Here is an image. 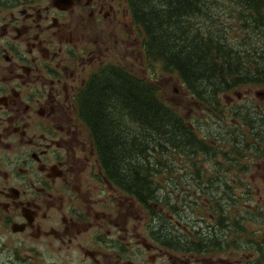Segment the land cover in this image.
<instances>
[{
  "label": "flooded vegetation",
  "instance_id": "1",
  "mask_svg": "<svg viewBox=\"0 0 264 264\" xmlns=\"http://www.w3.org/2000/svg\"><path fill=\"white\" fill-rule=\"evenodd\" d=\"M130 22V0H0V264H264V127L243 131L257 136L250 165L225 160L223 182L211 176L206 215L146 235L119 211L130 199L78 103L94 83L130 80Z\"/></svg>",
  "mask_w": 264,
  "mask_h": 264
},
{
  "label": "trees",
  "instance_id": "2",
  "mask_svg": "<svg viewBox=\"0 0 264 264\" xmlns=\"http://www.w3.org/2000/svg\"><path fill=\"white\" fill-rule=\"evenodd\" d=\"M130 17L144 38L149 64L176 75L206 108L218 112L222 97L247 86L264 87V0H130ZM78 110L104 175L148 212L149 227H177L181 213L187 226L191 203L180 201L192 196V189L208 199L209 165L222 168L214 175L220 184L223 161L230 168L233 162L246 166L244 154L254 150L257 136L242 130L264 127L257 109L242 107L232 111L235 124L227 132L211 133L213 116L185 119L158 86L132 70L129 81L120 75L94 83ZM228 145L244 156L230 158L222 147ZM184 162L190 171L176 166Z\"/></svg>",
  "mask_w": 264,
  "mask_h": 264
},
{
  "label": "rangeland",
  "instance_id": "3",
  "mask_svg": "<svg viewBox=\"0 0 264 264\" xmlns=\"http://www.w3.org/2000/svg\"><path fill=\"white\" fill-rule=\"evenodd\" d=\"M122 26L123 25L119 22L118 33L122 31L124 32L125 28H123ZM143 40L144 38L141 36L136 26H134V24L130 22V57L128 58V65L126 67L129 70H132L133 72L145 77L151 83L158 86L162 94V98L166 101V103L176 108L185 119H190L191 122H202L203 120H207L208 118L211 119L213 116L211 120L213 124H210L209 127L211 133H218V131H223L224 129L227 132L226 128H228L231 124H235V116L232 113L233 110L242 107L251 108L254 111L256 108L260 107L262 108V110H264V99H262V94L264 96V87L257 86H247L245 89H242L235 94L222 97L221 104L217 107L218 112H214L211 109L206 108L202 103L191 97L189 92L186 91L184 85L176 75L162 73L161 64L159 63L155 64L154 66L149 64V62L143 55ZM122 50L123 46H120L119 51L122 52ZM114 60L118 61L115 63H122L116 57L114 58ZM126 63L123 62L122 64L126 65ZM221 112L225 113L226 115V118L224 117V120L219 115V113ZM80 122L82 123V127L84 128V138H86L88 142L92 144L88 128L81 120ZM243 131L244 129L242 130V132ZM209 140H211V138H209ZM217 145L219 146L223 144ZM252 161L253 158H251V160H247V163L244 164L248 165ZM223 163L225 162L223 161ZM176 166L184 171H190L191 167L189 163L185 162L182 164L177 163ZM209 168V176L211 178L212 175H215V172H213L214 169L211 165H209ZM254 174L255 167L252 165V171L248 172L247 177L245 178L246 183L251 181L252 185L255 184L253 176ZM191 193L192 196L190 195L187 199L185 198V200L180 201L181 205L186 202L191 203L188 211V220L193 219L196 216L197 211H201L205 215L207 212V199L204 197L200 198L195 189H192ZM128 198L130 199V204H127L126 207L119 206V211H125L130 206V227H140V232L148 235L146 227H149L151 217L149 216L148 212L145 211L133 198ZM250 203H252V206L255 205V201H251ZM164 211L167 212L166 209Z\"/></svg>",
  "mask_w": 264,
  "mask_h": 264
}]
</instances>
